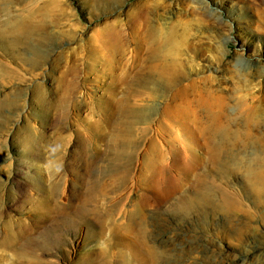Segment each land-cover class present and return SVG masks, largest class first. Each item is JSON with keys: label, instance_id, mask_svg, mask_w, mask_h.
Segmentation results:
<instances>
[{"label": "rangeland", "instance_id": "374dc122", "mask_svg": "<svg viewBox=\"0 0 264 264\" xmlns=\"http://www.w3.org/2000/svg\"><path fill=\"white\" fill-rule=\"evenodd\" d=\"M250 171L264 0H0V264H172L171 228L264 264Z\"/></svg>", "mask_w": 264, "mask_h": 264}, {"label": "bare ground", "instance_id": "6f19581e", "mask_svg": "<svg viewBox=\"0 0 264 264\" xmlns=\"http://www.w3.org/2000/svg\"><path fill=\"white\" fill-rule=\"evenodd\" d=\"M14 29L22 37H24L27 34H29L31 32V30H35V28L34 29H30V28H27L25 25H21V24L16 25L14 27ZM217 82H219V81H217ZM218 84L221 85L220 82ZM183 94H185V89L184 88H180V89H178L176 91V96H181ZM185 109H187V108H185ZM184 110H181V112H184ZM222 122H223V120L219 116L213 115L210 118L209 124L213 125V126H216V127H219L220 128V132L222 134H224V133H226V130H225L224 127L221 126L223 124ZM247 122L251 123V124H255V125L257 124L255 122V117L247 118ZM155 172H156L155 169H151L148 172V176L153 179V176H155ZM158 178H159V176H158ZM250 178L255 179V180H259V179L263 178V189H264V173H262L260 171H252L250 173ZM156 184H158V186H159L158 180H156L155 185ZM207 201H208V199L206 197L198 195V199H197L196 202H198V204H200L202 202H207ZM45 204H47V203H45ZM225 206L228 209H231L230 207L233 206L232 201L225 200ZM135 224H140V221L136 222ZM157 227H159V226H157ZM160 229H161V227H160ZM169 234H170V236H168L165 240H161V242L166 243V245H168V246L180 245L179 246L180 248L178 249L179 250L178 251V256L173 259V263L172 264H236V262L234 260H233L234 262H232V261H228L226 258H224V255H222L216 249V246H215L214 243L207 244V243L203 242L202 239L201 240H199V239L190 240V239H185V238L184 239H180L179 232H177L174 229L172 230V228H171L170 231H168V235ZM261 248H263L262 244H260V245L256 244L255 246H253V249H252L251 254H250V259L252 261V263L250 261L251 264L254 263V259L256 261V264H262L263 261H260V259H261V250H262ZM140 259H142V258H140ZM146 261L145 260H141L140 264L146 263ZM246 261H247V259H244L243 263H247L248 264L249 260L247 262Z\"/></svg>", "mask_w": 264, "mask_h": 264}]
</instances>
